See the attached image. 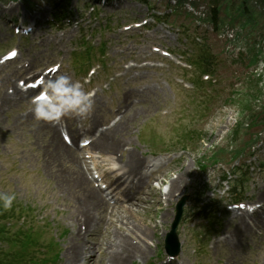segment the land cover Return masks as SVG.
<instances>
[{"label": "rangeland", "instance_id": "1", "mask_svg": "<svg viewBox=\"0 0 264 264\" xmlns=\"http://www.w3.org/2000/svg\"><path fill=\"white\" fill-rule=\"evenodd\" d=\"M55 1L54 4L66 7L65 11L71 12V24L64 23L61 30L63 32H58L51 25H42L33 36L34 38L29 40L19 39L12 35L9 26L3 21V16L14 17L17 22L16 15L18 12L23 13L24 5L37 9L39 13H43V16H50L54 11L51 7L52 4L49 5V2L53 3V0H0V54L13 46H18L22 51L27 49V55L25 56L31 59V65L34 69L62 60L63 71L75 80L84 75V71H78L79 65L84 66V69L94 65L96 72L91 76L94 81L86 89L91 87L95 91L93 97L95 107L93 109L97 107L102 109L103 116L100 113L101 117L98 119V125L105 124L115 115H120L121 120H124L125 117L132 114V121L121 134L116 136V140H119L123 146L133 147L139 158L143 155V157H146L143 159H147L148 162L155 163L158 166L151 178L148 179L147 188L140 192L145 204L132 209L127 204L118 205L113 208L111 216L107 218V212L104 208L102 214L104 220L100 223L94 236L85 241L80 240V242L85 244L86 248L94 250L93 252L84 253L85 260L89 259V255H96L95 264H109L106 255L114 249L113 242L109 240V234H115L114 231H116L118 236H122L131 246H140L144 250L143 255L136 256L133 261L127 264H155L159 261L158 257L163 256L159 251L162 252L163 237L174 216V202L179 194L189 195L190 193L186 189L187 182L181 183L178 192H175L173 196L167 197V195L166 200H162V202L168 204L167 207L163 208L159 201L164 192L160 193V190H158V187H160L159 182L168 185L180 176L179 171L181 173L186 171L185 178L192 177V185L197 175L193 169L195 161L201 155L210 154V150L220 149L224 151V154H218V164L219 166H226V168L231 166L229 156L237 153L242 148L243 154L256 153L258 157L256 165L259 162L264 163L263 124L260 123L248 128L243 125L237 135L238 130L233 131L237 123H247L249 121V114H246L243 111L244 109L248 111L249 108L261 110L264 106V63L259 64L257 67L256 73L260 74L261 77L258 79L260 82L257 85V80L250 78L247 81L238 83L233 79L234 74L232 73L237 71L239 74L243 70L242 66L229 62L231 57L227 55H231L230 53L219 52L218 58L226 63L218 70L216 75L220 80L229 79L224 82L225 86L222 85L223 82H220V86L217 87L219 91L214 93L210 101H206L192 109L196 114L194 118H191L189 114L187 117V114L184 115L183 111L184 103H187L185 95L189 98L192 96L184 93L183 87L174 84L181 78V74L184 76L183 71L176 69V65L170 62H168L169 65L164 66L159 60V55L152 53L150 47L155 45V41L160 45L163 43L169 47H178L182 32L175 34V30L183 24L186 26L191 25L193 21L190 16L184 14L182 10L180 11L183 15L176 17L169 15L170 20H173L171 21L173 23L171 31H167L162 25L150 27L148 31L135 27L123 31L117 28L132 21L144 20L147 22L145 26L151 24L149 15H151V12L153 13L152 9L150 10L147 4L128 0L127 3L116 10L99 6V10H97L99 13L96 18H93L94 15H90V11L91 7L96 5L88 0ZM175 1L177 0H145L152 8L166 14L169 13L170 6L175 8L173 5ZM180 1L186 11L191 12V3L195 5L193 7L196 8L191 12L194 16L200 17L204 14L206 19L209 17L208 8L211 6L212 0ZM219 1L220 3L216 0L220 8L219 26L224 24L221 27H225L227 26L226 22H229L228 15H233L234 5L240 3L241 0ZM249 5L264 14V3L261 0H256V2L250 0ZM17 17L20 18V15ZM242 24L243 21L240 19L238 23H234L236 27L232 30L233 32L240 30L237 37L239 46L234 47L232 50L234 54L236 52H239V54L234 58L237 61L240 54H242L245 58L243 62H245L247 58L249 59V52L257 49L262 52V60L264 58V15L256 18L254 22V27H262V34L258 30L253 31L247 24L242 27ZM205 27H207V24H205ZM79 28L82 29L83 35L88 36L91 45L90 51L93 52L91 62L84 64H82L83 61L74 57L75 54H79L74 53V47L79 46L77 43L82 42L79 37L80 33H78ZM91 30H93L92 33H90ZM43 31H46L48 35ZM39 35L42 38L37 41ZM56 35L58 36L55 37ZM61 35L64 36L61 38ZM212 36L216 39L214 34ZM185 37L187 38L186 33ZM83 41H85L84 38ZM188 41L190 42L192 39ZM103 43L104 45H102ZM221 44H223L222 39L212 43L213 50H217L215 53L221 50ZM85 45H89V43ZM101 45L104 47L102 53L99 52ZM162 46L166 48L164 45ZM229 49L230 47L226 50ZM34 54L39 55L37 61L33 63L32 56ZM82 56L86 57L85 53ZM146 59L153 60L154 66L123 68L127 61ZM158 65H161V67H157ZM14 72H17L15 67ZM8 83L10 82L8 81ZM247 88L251 90L253 95L256 93L258 97L245 101L248 97L246 95L242 97L238 93ZM232 89L238 93H234L230 98H227ZM125 94L130 96L125 98ZM22 105L23 101L19 103L12 102L9 109L7 107L0 110V193L14 194L16 198L13 203L16 207H20L22 210L28 207L37 220L49 224V227H44L45 232L39 233L40 237L38 239L42 243L47 242L51 237H56L58 240V233L63 229L67 230L59 248V262L65 264L66 260H70L64 254L66 246L71 244L68 238L72 237L73 221H76L78 215L82 214L77 203L75 207H72L70 198L72 196L76 197L78 194L74 193L73 190H71L72 193H69L58 188L59 181L65 185L69 182L62 162L60 160L63 168L60 166L59 161L54 160L57 155L54 153L53 147L49 145L50 140L47 139V136L42 138V134L36 131V120L32 121L24 118L26 107L22 108ZM118 108H121L119 112H117ZM126 109L127 112L124 114ZM202 111H205V114H202ZM200 113L202 117L199 116ZM261 118L264 117L261 116ZM184 130L185 132L195 130L198 132L197 138H200L201 141L193 146L190 145L187 149L188 152L184 153L179 162L156 161V157H152L151 154L153 153L149 151L148 144L153 148H161L170 142L175 143L174 139L180 131ZM255 135L260 142L258 140V143L250 146L249 151H247L248 145L252 143L251 139ZM37 138L41 141L36 140ZM43 145L50 147L48 153H45ZM120 153H122L121 161H123L127 153L123 150L112 155L99 154L101 160H103L102 162H104L107 157L115 158L116 155L117 158ZM239 160L240 158L234 163L239 162ZM63 163L67 168L74 169L67 158L63 159ZM216 167L213 166V168ZM218 167L214 171H208L205 182L213 190V194L220 198L224 195L223 192L226 189L222 183L223 187L217 186V183L220 182L217 179L221 176V172H217ZM65 179H67L66 182ZM262 179H264V174L258 176L257 186L261 184ZM252 191L255 193L254 199L260 201L258 198L259 190L250 178L247 192L251 193ZM210 195L208 193L204 198ZM76 207L78 208L76 209ZM193 213L194 211L190 210L187 212V219L181 223L178 232L182 244L180 257L189 263L224 264L228 255H230L229 246L226 245V241L214 245L213 238L220 234H230L237 220L233 219L231 215H227L221 222V226L217 227V232L211 233L210 224L203 226V219ZM260 220L264 221V215L261 216ZM133 221L134 223H132ZM131 224L141 227L144 235L130 231ZM248 231V234L240 240L241 246L239 249L234 248L235 256L233 260H230L231 264H264V226L261 228L252 226ZM43 235L44 238H41ZM230 240L229 238L227 242ZM3 249H6L5 246L0 244V250ZM192 249H196L195 254L192 253Z\"/></svg>", "mask_w": 264, "mask_h": 264}, {"label": "bare ground", "instance_id": "2", "mask_svg": "<svg viewBox=\"0 0 264 264\" xmlns=\"http://www.w3.org/2000/svg\"><path fill=\"white\" fill-rule=\"evenodd\" d=\"M1 83L2 80H0V84ZM129 96V94H125V98H128ZM3 103L4 106L10 104V102L8 101V96L3 95V97L1 98L0 110H2L3 108L1 106ZM99 110V108H96V110L94 111L92 121L86 129L87 133L92 131L94 121H97L96 118ZM132 118V114H130L129 116L125 117L123 121L115 123L112 128L109 127L104 132H101L98 135L97 139L91 144V149L104 154H114L115 152L121 151L123 145L119 140H116V136L124 131L126 126H128L132 121ZM26 119L33 121V114L27 116ZM35 129L42 134V138H44V136H47L48 139L52 140L49 142V145L53 147V149L55 150L54 153L57 155L54 160L59 161V163L61 160L65 173L67 175V179L69 181L68 184H66L67 186L60 181V184H57V186L61 190H66L69 193H72L71 190H73L74 193L76 192V194H78L76 197H70L72 200V207H75L76 203L77 206L79 205V208L76 207V209H80L83 213L82 215L84 216L86 231L87 234L90 235L91 232L97 229L100 223H102V221L104 220V218L102 217L104 208H107V218L111 216L113 206L105 202L101 198L99 191H97L90 185L89 181L78 166V160L76 158L77 151L72 147H67L63 143L56 127H52L46 121H37ZM75 132L73 131L72 134H77ZM36 140L41 141L38 138ZM43 147L45 148V153H48L50 151V147L48 145H43ZM66 158L74 166V169H72L71 167L67 168L63 163V159ZM124 159V161H121V165L116 170L111 172H117L112 185H116V188H119L123 187L128 182V184L123 187L121 196L125 201H127V206L129 208H138L140 205L144 204V198L141 196L140 192L144 190V187L147 184V182L144 180L143 174L140 172L143 162L138 160L134 151L127 152ZM62 165L60 163L61 167ZM183 176L184 173H182L176 180L172 181L167 193L164 195L173 196L175 192H178L180 189V184L183 183ZM67 179H65V182L67 181ZM260 190L261 191L259 196L264 200V185L260 187ZM259 218L260 216H257L255 225L258 227H263L264 221H261ZM132 223H134V221ZM129 229L132 232H136L140 235L142 234V236L144 235L141 227L131 224V227H129ZM248 230L249 229L247 228V224L244 218H239L235 225V228L231 232L232 238L228 243L230 255H228L224 264H231L230 260H233L235 256L234 248L236 247L239 249V247L241 246L240 240H242L243 236L248 234ZM114 233L115 234L112 235L109 234V240L113 242L114 246V249L106 255L109 264H127L128 262L133 261L136 256L143 255L142 253L144 252V250H142L140 246H131V244L124 240L122 236H118V232L114 231ZM75 239L76 238L72 237V245H70L66 249L65 256L69 258L74 264H78L83 255L84 244H81L79 241H76L77 239ZM88 261L91 262V264L95 263V260L93 258L89 259Z\"/></svg>", "mask_w": 264, "mask_h": 264}, {"label": "clouds", "instance_id": "3", "mask_svg": "<svg viewBox=\"0 0 264 264\" xmlns=\"http://www.w3.org/2000/svg\"><path fill=\"white\" fill-rule=\"evenodd\" d=\"M227 35L231 38L233 34L229 32ZM41 84V91L30 99L29 104L36 121L59 124L63 117L85 118L93 111V93L86 91L79 80L61 73L43 80ZM112 166L118 167L115 163ZM15 198L11 193H0V208L10 209Z\"/></svg>", "mask_w": 264, "mask_h": 264}, {"label": "trees", "instance_id": "4", "mask_svg": "<svg viewBox=\"0 0 264 264\" xmlns=\"http://www.w3.org/2000/svg\"><path fill=\"white\" fill-rule=\"evenodd\" d=\"M223 1H226V0H223ZM249 1L250 0H241L240 3H238L237 5H234V7L232 9L233 15L232 14L228 15L229 22H227V23L231 28L234 29L236 27L234 25V23H238L241 19L243 21V24L241 25L242 27L244 25L246 26V24H247L253 31L258 30L259 33H261L262 27H259V26L254 27L255 26L254 22H255L256 18L263 17L264 14L261 11H257L255 8L250 7ZM254 1L256 2V0H254ZM261 1L264 3V0H261ZM218 3H220L219 0H218ZM208 10H209V17H207L208 23H210L212 25L213 31L215 33H217L216 30L218 29V27H221L224 24L219 26L220 8H219V5L216 3V0L211 1V6L208 8ZM185 30L187 32L188 28H186ZM193 30H194V28L189 32V34H188L189 37L192 36ZM239 32H240V30L236 31L235 34L238 35ZM193 44L196 46L197 50L199 48L201 50V54L197 55L195 57L196 61H197V67H199V65H200L201 67H203L205 69H213L214 68L213 62L211 61L210 56L207 54V52H210L209 47L211 46V44L208 42L207 36L203 35L200 42L194 41ZM261 53L262 52L257 50V49H254V51H250L249 52V59L247 58L245 60V62H243L245 58L243 57L242 54H240V58L237 61H235L234 64L239 65V66H243V67L248 69L253 64H256L258 62V58L261 55ZM254 77H255V75H254ZM249 78H250L249 76H244L243 80H241V83L244 81H247ZM258 79H260V78H258ZM258 79H257L256 85L258 82H260V80H258ZM242 93H243V95H246L248 97L245 101H248V100L253 99V98L255 99L256 97H258V95L256 93L253 95V93L251 92V90L249 88L244 90ZM243 95H241V96L243 97ZM243 111H248V110L244 109ZM0 211L2 212V211H6V210L0 208ZM12 243H14V241H12ZM8 257H10V258H8ZM14 259H15V257H11V256H7L5 258V260H8L10 263H12Z\"/></svg>", "mask_w": 264, "mask_h": 264}, {"label": "water", "instance_id": "5", "mask_svg": "<svg viewBox=\"0 0 264 264\" xmlns=\"http://www.w3.org/2000/svg\"><path fill=\"white\" fill-rule=\"evenodd\" d=\"M182 202H183V200L180 202L179 207L181 206ZM169 237H170V238H173V233H172V231L170 232ZM172 253H174V252H172Z\"/></svg>", "mask_w": 264, "mask_h": 264}]
</instances>
